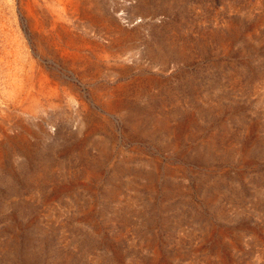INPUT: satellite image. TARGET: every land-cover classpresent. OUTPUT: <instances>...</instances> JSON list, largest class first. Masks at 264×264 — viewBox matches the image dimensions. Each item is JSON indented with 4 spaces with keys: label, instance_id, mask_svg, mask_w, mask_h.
<instances>
[{
    "label": "rangeland",
    "instance_id": "rangeland-1",
    "mask_svg": "<svg viewBox=\"0 0 264 264\" xmlns=\"http://www.w3.org/2000/svg\"><path fill=\"white\" fill-rule=\"evenodd\" d=\"M73 1L0 0V264H264V0Z\"/></svg>",
    "mask_w": 264,
    "mask_h": 264
},
{
    "label": "bare ground",
    "instance_id": "bare-ground-1",
    "mask_svg": "<svg viewBox=\"0 0 264 264\" xmlns=\"http://www.w3.org/2000/svg\"><path fill=\"white\" fill-rule=\"evenodd\" d=\"M70 1H72V2H70V3H75L73 0H70ZM73 5V4H72ZM56 24V23H55ZM56 26V25H55ZM38 30V29H37Z\"/></svg>",
    "mask_w": 264,
    "mask_h": 264
}]
</instances>
